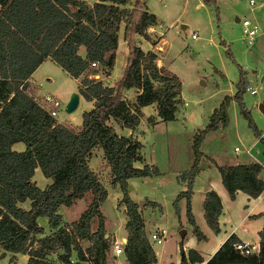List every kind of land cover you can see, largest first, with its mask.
I'll return each instance as SVG.
<instances>
[{"label": "trees", "instance_id": "trees-1", "mask_svg": "<svg viewBox=\"0 0 264 264\" xmlns=\"http://www.w3.org/2000/svg\"><path fill=\"white\" fill-rule=\"evenodd\" d=\"M156 22L144 0H96L90 4L83 0H0V256L6 252L26 254L25 264H71V256L74 264H107L112 241L105 237L99 210L106 190L88 166L91 150L99 148L109 167L111 184L121 193L126 232L122 256L127 264L155 263L138 205L128 196L126 180L155 174L156 169L133 166L141 159V143L131 135L117 134L110 121L134 131L141 107L153 104L156 117L168 122L174 120L182 104L178 77L156 65V52L141 50L133 40L139 35L154 45L147 29ZM120 24L127 56L119 79L105 86L92 78L97 71L90 63L99 65L104 75L113 70ZM46 59L71 78L81 77L77 91L92 106L81 113L78 127L57 123L29 91L28 78ZM246 83L240 75L232 98L264 152V139L241 100ZM128 90L135 94L133 101L125 98ZM228 99L225 96L208 124L193 134L192 164L179 175L186 188L173 201L178 215L176 202L184 198L185 218L197 240L203 235L193 220L190 195L198 172L199 147L206 131L216 129L219 123L225 126L224 102ZM16 142L24 145L23 150L11 149ZM35 168L50 180L43 188L32 180ZM216 169L231 200L236 191L254 198L264 190L258 162L216 165ZM86 192L91 193L87 207L76 220L62 222L58 209L69 207ZM25 200L29 201L28 209L18 206ZM220 208L217 194L206 192L203 219L214 233L218 232ZM38 217L47 220L45 234L37 224ZM93 218L96 226L92 229ZM83 241L88 242L85 248L80 244ZM236 241L238 238L230 234L205 264H262L261 254L243 256L236 252L232 248ZM193 254L189 250L185 256L180 246L179 264L202 261Z\"/></svg>", "mask_w": 264, "mask_h": 264}, {"label": "rangeland", "instance_id": "rangeland-1", "mask_svg": "<svg viewBox=\"0 0 264 264\" xmlns=\"http://www.w3.org/2000/svg\"><path fill=\"white\" fill-rule=\"evenodd\" d=\"M86 1L92 3L96 0ZM144 1L147 10L155 15L157 21L147 29L154 45L139 35L133 36L134 43L142 50L155 48L160 59L155 62L157 66L165 73L178 77L182 104L174 120L168 122L159 119H152L151 122L149 117L154 116L153 108L145 107L142 110L143 115L133 132L135 139L141 143L142 160L136 163V167L152 166L156 169V173L146 177L128 178L126 188L129 198L137 203L141 210L146 237L148 238L156 229L163 231L164 239L161 244L149 240L156 256L154 264H177L180 230L185 233L183 242L192 243L194 248L201 249L202 252L206 251L205 246L201 245L204 239H199L198 244L195 243L197 239L192 233V226L185 218L182 200L176 202L178 215L174 213L173 201L177 193L183 187L184 190L186 188L185 181L181 180L179 175L188 170L192 164V136L198 129H203L208 124L213 110L217 111L226 95L232 93L224 102L227 122L225 126L219 123L216 129L205 132L199 147L201 156L198 161V172L193 178L191 190L192 187L198 188L204 185L209 178L218 180L216 165L244 161L247 156L245 150L248 148L256 159L262 162L264 158L262 144L257 141V144L251 145L255 138L253 132L248 127L247 119L240 113L238 104L232 98L235 83L241 75L247 82L246 86L256 89L255 94H250L244 89L241 95L242 103L257 130H263L264 120L261 118L263 113L259 111L257 103H264L263 85L260 84L264 72V0H253V4H249L247 0H213L212 3H204L202 0ZM242 19L249 20L255 28L251 46H247L242 39L240 25ZM181 25L185 28L182 29ZM192 32L196 34L194 39L190 38ZM80 53L83 54L82 49ZM126 56L127 46L122 38V24H120L113 73L108 82L113 84L119 79ZM91 68L97 73L100 71L99 65ZM94 76L97 78L96 74ZM31 79L38 85V92L35 85L30 86H33L34 91L31 92L39 104L42 105L41 99L45 94H53L58 98L59 106L55 116L57 122L68 124L80 121L81 111L85 109V101H80L70 113L64 110L70 94L76 92L73 78L52 61L45 60L34 70ZM125 98L132 100L133 92H127ZM110 124L119 135H124L128 131L116 122L110 121ZM234 147H237L239 152L235 153ZM23 148L21 142L12 145V149L16 151ZM88 166L106 190V197L99 206L103 215L105 237L111 241L113 235L114 239L119 241L124 235L123 205L119 202L121 193L117 186L111 184L109 167L102 159L99 148L90 153ZM262 176L264 177V170ZM32 180L39 188L50 182L48 178L42 176L38 168L34 169ZM90 199L91 193L86 192L81 198L74 200L69 207H60L62 222L70 223L76 220L87 207ZM148 202H154L156 205L153 206ZM201 202V195L194 197V221L201 232L210 236L213 232L202 217ZM21 206L27 208L28 201L26 200ZM260 207L264 209V196L259 202ZM241 208L240 203L232 206V212L236 213L235 219L242 215ZM235 219L227 222L225 229L231 224L236 225L239 230L241 226H238ZM36 221L38 226L46 230L44 234L47 233L46 218L38 217ZM91 225L92 229L96 226V218L92 219ZM243 225H246L249 231L247 237L254 241V232L259 231L263 224L245 221ZM80 244L85 248L88 242L83 241ZM24 262V257L20 254L16 255L15 261L9 258L8 253L0 256V264H24ZM107 264L127 263L122 255L113 257L109 253Z\"/></svg>", "mask_w": 264, "mask_h": 264}, {"label": "crops", "instance_id": "crops-1", "mask_svg": "<svg viewBox=\"0 0 264 264\" xmlns=\"http://www.w3.org/2000/svg\"><path fill=\"white\" fill-rule=\"evenodd\" d=\"M85 1L86 3H89L88 1L86 0H83ZM94 2V1H93ZM90 4V3H89ZM201 4V3H199ZM235 21H237V19H235ZM151 28V26L149 27ZM117 45H118V33H117ZM156 47V46H155ZM117 48V46H116ZM82 49L83 51V48L80 47L78 52L79 54L82 55V53H80V50ZM142 50V49H141ZM147 50H151V51H154L155 52V48L154 49H147ZM147 50H143V51H147ZM116 51V50H115ZM157 53V52H156ZM158 55V54H157ZM46 60H49V59H46ZM45 61V60H44ZM51 61V60H50ZM157 61H160V59H157ZM43 62V61H42ZM41 62V63H42ZM40 63V64H41ZM54 63V62H53ZM157 65V63H156ZM39 66V65H38ZM37 66V67H38ZM36 67V68H37ZM159 67V66H158ZM34 73V71L31 73L30 77L28 78L27 80V83H28V88H29V91H34L32 90V87L30 85H35L37 87V92H38V85L35 84V82L31 79V76L32 74ZM113 73V70L108 74V75H104L101 71H99L98 73H96V76L97 78H94L95 76L92 75V78L93 79H96V80H99L103 85L105 86H111L112 83L108 82L107 80L109 79L110 75ZM81 77L79 78H76L73 80H75V83H76V93L78 94V104L80 103V101H85L82 96L78 93L77 91V88H78V81ZM260 84L263 85V88H262V96L264 98V72H263V75L261 76V81H260ZM254 88V87H253ZM255 92L253 94L256 93V89L254 88ZM132 90H128L125 92V96H126V93L127 92H130ZM133 92V91H132ZM32 93V92H31ZM232 94V93H231ZM231 94L229 95H226V96H230ZM53 95V94H52ZM134 92H133V99H134ZM56 99H58L55 95H53ZM181 98V96H180ZM128 101H133L132 100H129L128 98H126ZM182 99V98H181ZM77 104V106H78ZM257 105L259 106V111L262 114L261 118L262 120H264V103L261 104V103H257ZM76 106V107H77ZM92 106V102L91 101H85L84 102V108L81 113L85 110H88L90 109ZM263 107V109H261L260 107ZM145 107H152L153 108V115L154 116H150L152 119H159L156 117V114H155V109H154V105L153 104H150V105H147V106H143L140 108V117H139V121H140V118L141 116L143 115V112L142 110L145 108ZM57 122V120H56ZM114 123V121H112ZM59 123V122H57ZM68 124H71L72 126L74 127H78L80 125V121H77L76 123H68ZM128 131L125 132V136H128V135H131L132 137L133 136V132L135 131H130L129 129H127ZM199 130V129H198ZM261 131V136L264 138V128L263 130H260ZM135 138V137H134ZM258 140L256 138H253V142L251 145H255L257 144ZM11 149H12V146H11ZM94 149H98V148H93L91 150V152L94 150ZM14 150V149H12ZM23 150V149H22ZM16 151V150H15ZM21 151V150H20ZM248 151L249 153L247 154L246 158L244 161H233L229 164H222V165H235V164H239V163H248V162H258L262 165V169L260 170L259 174H258V177L261 179V181L263 182L264 184V177L262 176V171L264 170V158H262V162L258 159H256L250 152V149L248 148ZM141 156V155H140ZM90 157V156H89ZM89 159V158H88ZM142 160V156H141V159L139 161ZM139 161H135L133 162V166L136 167V163L139 162ZM93 171V170H92ZM218 176H219V173H218ZM193 189L191 190V195H190V208H191V213L193 215V220H194V203H193V199L194 197L196 196H200L202 197V201H203V198H204V194L208 191H214L218 198H219V201H220V205H221V208H220V213L218 214L217 216V222H218V232L216 233H211L210 236H206L203 232H201V234L203 235V238L204 239V242L203 246H205L204 248L206 249V251L202 252L201 249H197V248H194L193 244L192 243H186V242H183L184 239L180 238V241H179V247L181 246V249L184 253V255L186 256L187 255V252L189 250H193L195 252V254H193V256H198L201 258V262H190L188 261L187 264H205V262L211 257V255L217 250V248L220 246V244L230 235V234H234L238 240H246V241H249V242H254V243H260L262 244L264 242V209H261V207L259 208V202L262 200L263 196H264V190L256 197L252 198V197H249L247 194L241 192V191H236L234 193V198L231 200L229 199L226 191L224 190V188L222 187L221 183H220V176L218 178V180H212L211 178H209L205 183L204 185H201L200 187L198 188H194L192 187ZM198 189V191H196ZM184 190V187L183 189ZM181 190V191H182ZM180 200H182L183 204L185 205V200L184 198H181ZM26 201V200H25ZM24 201V202H25ZM28 201V200H27ZM22 202V203H24ZM22 203H18V206L22 207L21 204ZM235 203H240L242 205V208H241V212H242V215L238 218V219H235V214L234 212H232V206L235 204ZM28 207H29V201H28ZM27 208H24L22 207L23 209H28ZM201 208H202V202H201ZM60 209V208H59ZM59 209H58V212H59ZM138 211L140 213V208L138 207ZM141 214V213H140ZM184 214H185V209H184ZM141 216V215H140ZM202 217H203V210H202ZM251 217V218H250ZM142 218V217H141ZM233 219L237 220V224L238 226H241L239 230H237L236 228V225H231L229 224L226 229H225V226H226V223L227 222H230V221H233ZM64 221V220H63ZM143 221V229H144V220L142 219ZM245 221H248V222H254L256 224H263L261 229L259 231H255L254 232V241L253 240H250L248 237H247V234H248V229L246 227V225H243V223ZM195 222V221H194ZM124 223H125V217H124V221H123V226H124ZM196 224V223H195ZM41 227V226H40ZM198 227V226H197ZM43 228V227H42ZM43 231L46 232V230L43 228ZM47 231H48V226H47ZM144 233H145V230H144ZM126 236V232L124 230V235L123 237L121 238V240H123ZM145 236L146 233H145ZM114 239V236L111 235V241ZM148 240V238H147ZM201 240V239H200ZM203 241V240H202ZM149 242V240H148ZM190 242H192L190 240ZM198 242H200L199 240H196L195 243L198 244ZM150 244V243H149ZM161 244V243H160ZM151 246V245H150ZM193 247V248H192ZM152 248V247H151ZM153 250V249H152ZM7 253V252H6ZM4 253V254H6ZM19 253H16V254H11V253H8L9 255V258H11V260L15 261L16 260V255H18ZM155 254V253H154ZM24 257V260L26 262V259H27V255L26 254H20ZM178 256H179V250H178ZM156 258V256H155ZM113 261V260H112ZM24 262V264H25ZM177 264H179V257L177 259ZM262 264H264V259L262 261Z\"/></svg>", "mask_w": 264, "mask_h": 264}, {"label": "built area", "instance_id": "built-area-1", "mask_svg": "<svg viewBox=\"0 0 264 264\" xmlns=\"http://www.w3.org/2000/svg\"><path fill=\"white\" fill-rule=\"evenodd\" d=\"M247 1L249 4L254 3L253 0H247ZM240 25H241L242 39L244 40L247 46H251L253 44L254 35H255L254 26H252L250 21L247 19H242L240 21ZM190 38L191 39L196 38L195 32H192L190 34ZM90 66L94 67L96 66V64L91 62ZM245 90L248 91L250 94H253L255 92L254 88H251L250 86H246ZM41 103L51 117L56 116V110L57 107L59 106V100H57L51 94H45L42 96ZM234 152L235 153L239 152V149L237 147H234ZM245 153L246 154L249 153L248 149L245 150ZM163 239H164V234L161 229L154 230L149 234L148 237V240L153 241L156 244H160L163 241ZM124 243L125 242H123V240H119V241H116L115 239L112 240L110 246V253L113 257L122 255V246ZM232 248L243 256H249V255L257 256L261 254L262 258L264 259V242L260 244V243L249 242L246 240H238L232 243ZM69 262L71 264H74L75 260L71 257L69 258Z\"/></svg>", "mask_w": 264, "mask_h": 264}, {"label": "water", "instance_id": "water-1", "mask_svg": "<svg viewBox=\"0 0 264 264\" xmlns=\"http://www.w3.org/2000/svg\"><path fill=\"white\" fill-rule=\"evenodd\" d=\"M181 28L184 29L185 27L183 25H181ZM77 104H78V94L76 92H73L70 94L69 98L67 99V101L65 103V106H64L65 112H67V113L72 112L76 108ZM260 108L263 109L262 106ZM215 111L216 110L214 109L213 113ZM184 234H185L184 231L180 230V232H179L180 238H183ZM123 242H125V238L123 239Z\"/></svg>", "mask_w": 264, "mask_h": 264}]
</instances>
